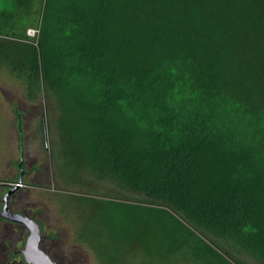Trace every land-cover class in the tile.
<instances>
[{
	"label": "trees",
	"instance_id": "obj_1",
	"mask_svg": "<svg viewBox=\"0 0 264 264\" xmlns=\"http://www.w3.org/2000/svg\"><path fill=\"white\" fill-rule=\"evenodd\" d=\"M38 30L0 35V58L58 95L98 175L144 197L108 201L132 217L108 237L233 264L209 232L264 264V0H44Z\"/></svg>",
	"mask_w": 264,
	"mask_h": 264
},
{
	"label": "rangeland",
	"instance_id": "obj_2",
	"mask_svg": "<svg viewBox=\"0 0 264 264\" xmlns=\"http://www.w3.org/2000/svg\"><path fill=\"white\" fill-rule=\"evenodd\" d=\"M43 5L44 0H0V35L35 40ZM33 92L23 71L0 58V212L6 192L19 184L10 196L11 209L40 224L45 246L64 264H228L195 259L187 248L166 254L156 240L132 237L115 243L108 237L111 232L129 236L132 219L131 210L108 201L141 202L144 197L98 175L61 130L64 108L58 95L42 87ZM1 233L9 236L15 264H26L27 227L0 216ZM196 233L233 264H260L230 240Z\"/></svg>",
	"mask_w": 264,
	"mask_h": 264
},
{
	"label": "water",
	"instance_id": "obj_3",
	"mask_svg": "<svg viewBox=\"0 0 264 264\" xmlns=\"http://www.w3.org/2000/svg\"><path fill=\"white\" fill-rule=\"evenodd\" d=\"M20 180H22V177ZM19 186L17 184L6 192L3 210L0 212V216L11 222L22 224L29 230L25 248L22 249L26 264H59L41 247L43 236L40 224L34 218L11 209L10 196Z\"/></svg>",
	"mask_w": 264,
	"mask_h": 264
},
{
	"label": "built area",
	"instance_id": "obj_4",
	"mask_svg": "<svg viewBox=\"0 0 264 264\" xmlns=\"http://www.w3.org/2000/svg\"><path fill=\"white\" fill-rule=\"evenodd\" d=\"M36 30H33V33H35ZM39 31V30H38Z\"/></svg>",
	"mask_w": 264,
	"mask_h": 264
},
{
	"label": "flooded vegetation",
	"instance_id": "obj_5",
	"mask_svg": "<svg viewBox=\"0 0 264 264\" xmlns=\"http://www.w3.org/2000/svg\"><path fill=\"white\" fill-rule=\"evenodd\" d=\"M17 191V190H16Z\"/></svg>",
	"mask_w": 264,
	"mask_h": 264
}]
</instances>
